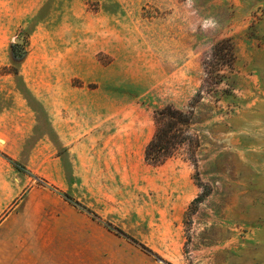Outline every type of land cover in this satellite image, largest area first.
<instances>
[{
    "label": "rangeland",
    "instance_id": "374dc122",
    "mask_svg": "<svg viewBox=\"0 0 264 264\" xmlns=\"http://www.w3.org/2000/svg\"><path fill=\"white\" fill-rule=\"evenodd\" d=\"M221 40L235 58L208 85ZM199 89L196 167L186 146L144 162L154 111L187 110ZM53 119L105 150L104 219L153 252L89 216L74 263L264 264V0H0V133L16 147L10 131L48 133Z\"/></svg>",
    "mask_w": 264,
    "mask_h": 264
},
{
    "label": "crops",
    "instance_id": "0c3cea01",
    "mask_svg": "<svg viewBox=\"0 0 264 264\" xmlns=\"http://www.w3.org/2000/svg\"><path fill=\"white\" fill-rule=\"evenodd\" d=\"M63 124L53 119L48 133L37 131L28 137L25 132L10 131L19 135L16 147H11L8 130L0 133L5 154H0V230L5 229V264H89L86 259L74 263L73 257L75 253L83 256L89 248V232L78 220L95 218L65 200L63 192L112 223L104 219L105 205L100 197L105 150L88 147L87 137L68 123L62 128ZM67 235H86V240L74 243ZM41 250L45 252L38 253ZM52 250H60L64 258L60 262L53 259Z\"/></svg>",
    "mask_w": 264,
    "mask_h": 264
},
{
    "label": "trees",
    "instance_id": "16d2710c",
    "mask_svg": "<svg viewBox=\"0 0 264 264\" xmlns=\"http://www.w3.org/2000/svg\"><path fill=\"white\" fill-rule=\"evenodd\" d=\"M234 58L233 45L229 40H221L217 42L211 53V61H209L208 64L209 69L205 68L206 76L204 83L213 86L218 84L222 79L219 73H217L219 70V68H216L217 65L221 66L223 64L230 66L233 63ZM200 93L201 91L199 89L190 99L187 104V110H182L172 105H165L154 111L153 120L155 129L151 138L143 148V159L147 164L152 166L163 164L166 160L178 154L183 146H186L187 158L196 167L197 159L195 152L199 147L200 140L198 134L189 127V124L193 114L194 103L197 101L196 97H199ZM3 155L5 156V154ZM61 195L75 207L90 214L93 218L102 221L104 226L109 230L123 236L130 242L140 246L143 250L153 253L148 247L121 228L110 222L101 220L97 214L83 206L69 194L63 192ZM199 201L200 200L197 198L191 201L189 204V212L192 205ZM194 209L195 208H193L191 212L194 211ZM189 212L185 213V215H188Z\"/></svg>",
    "mask_w": 264,
    "mask_h": 264
}]
</instances>
